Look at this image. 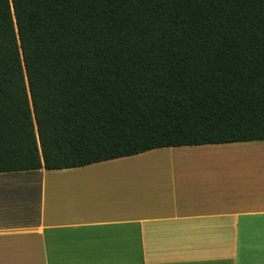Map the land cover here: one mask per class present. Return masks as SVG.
<instances>
[{
  "label": "trees",
  "instance_id": "trees-1",
  "mask_svg": "<svg viewBox=\"0 0 264 264\" xmlns=\"http://www.w3.org/2000/svg\"><path fill=\"white\" fill-rule=\"evenodd\" d=\"M264 141V0H0V173Z\"/></svg>",
  "mask_w": 264,
  "mask_h": 264
},
{
  "label": "crops",
  "instance_id": "crops-1",
  "mask_svg": "<svg viewBox=\"0 0 264 264\" xmlns=\"http://www.w3.org/2000/svg\"><path fill=\"white\" fill-rule=\"evenodd\" d=\"M188 151L236 173L151 175L153 158ZM129 161L151 170L107 171ZM0 264H264V141L0 173Z\"/></svg>",
  "mask_w": 264,
  "mask_h": 264
},
{
  "label": "rangeland",
  "instance_id": "rangeland-1",
  "mask_svg": "<svg viewBox=\"0 0 264 264\" xmlns=\"http://www.w3.org/2000/svg\"><path fill=\"white\" fill-rule=\"evenodd\" d=\"M251 151H252L251 149L250 150L245 149L244 151L236 150V157L242 156V155H248L251 153ZM145 159L138 160V161L135 160L134 162L143 161ZM153 159H156L158 161L157 163L159 164L155 163L156 167L152 169L151 175L160 174L161 172L165 173V169L170 170L171 168L177 169L176 171L177 173H183V174L186 173L187 175L197 174V173L201 174L202 172H205V171L220 172V173H236V171L234 170H228L224 167H219L220 166L219 164L221 163L219 162V160H217L219 159V157L216 156L215 153H209L206 155L204 153L197 152V151H188L185 153H179V154L171 155V156L165 155L164 157H155ZM160 159H163L164 161L161 162ZM123 164L124 165H122L121 167L110 166L107 169V171H121V172H127V173L134 175V174H139L140 171L151 170V168L148 165L137 163L135 166L134 165L135 163H132V161L124 162ZM173 169L169 171L168 174H171L173 172ZM153 180L154 182L159 184V181L157 178Z\"/></svg>",
  "mask_w": 264,
  "mask_h": 264
}]
</instances>
